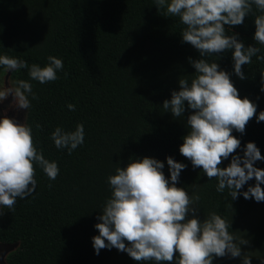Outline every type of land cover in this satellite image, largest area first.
<instances>
[{"label":"trees","instance_id":"obj_1","mask_svg":"<svg viewBox=\"0 0 264 264\" xmlns=\"http://www.w3.org/2000/svg\"><path fill=\"white\" fill-rule=\"evenodd\" d=\"M261 14L253 6L242 25L225 26L226 34H238L246 47H259L258 55H264V46L253 39L254 19ZM184 29L179 17L166 15V8L158 10L155 0H0V55L41 67L54 56L64 64L59 78L45 84L31 80L27 69L9 74L14 89L18 80L32 84L38 99L28 97L31 107L25 110L24 123L32 128L37 149L60 171L51 181L34 165V193L18 198L14 210L0 207L4 213L0 244L15 246L6 264H155L136 262L115 248L96 255L92 238L99 235L97 216L111 197L108 177L130 160L148 157L163 162L162 171L170 179L169 156L187 165L176 186L190 197L199 196L198 218L220 215L231 225L229 231L237 242L250 241L241 249L251 257V264H261L264 202L242 195L231 200L227 188L217 192V180H208L200 168L193 169L179 152L182 138L190 131L187 117L192 113L187 102L181 117H173L162 106L173 91L180 90V79L190 84L195 77L189 59L201 58L182 41ZM205 59L230 74L239 97L257 105V115L264 111L260 90L264 61L252 57V63L242 67L246 79L240 80L231 50ZM5 71L0 66V73ZM69 104L75 105V111L68 109ZM78 124L84 126V143L71 155L67 149L58 150L50 139L52 132L57 127L75 131ZM232 135L241 140L235 155L243 157L242 149L253 142L264 156V122L257 123L254 117L243 135L235 131ZM230 161L231 157L221 167ZM254 167L264 169V161ZM250 185H255L254 179L240 191ZM213 264H242V260L226 256L215 258Z\"/></svg>","mask_w":264,"mask_h":264},{"label":"clouds","instance_id":"obj_2","mask_svg":"<svg viewBox=\"0 0 264 264\" xmlns=\"http://www.w3.org/2000/svg\"><path fill=\"white\" fill-rule=\"evenodd\" d=\"M157 9L166 8V15L179 17L185 26L182 41L194 47L200 59H189L195 69V77L179 80V91L171 93V99L163 102V108L173 117L185 113V102L191 113L187 117V132L179 147L180 154L188 159L193 169L200 168L208 180H217V192L229 189L231 200L240 195L244 199L264 202V169L254 167L264 156L255 143H247L243 157L235 155L241 149V140L233 131L243 135L246 125L254 117L264 122V111L257 115V105L248 98L241 99L230 79V74L219 70L216 62L205 57L232 51L234 73L246 79L242 67L252 63V57L264 61V55L256 46H245L238 34H226L225 26L232 28L244 23L253 12V6L264 13V0H155ZM254 41L264 46V14L255 16ZM48 64L29 65L26 61L0 55V66L8 72L27 69L31 80L40 84L56 81L62 71V59L49 56ZM67 73H65V77ZM15 89L0 91V101L10 94L16 107L28 110L29 96L38 99L32 84L18 80ZM261 92H264V73H261ZM75 111V105H67ZM36 128L40 125L37 123ZM84 126L76 125L75 131L57 127L50 139L55 147L67 149L71 155L84 143ZM231 161L221 167L223 161ZM170 179L162 171L163 162L153 158L130 160L124 168H117L107 182L111 197L106 200L100 221L95 225L99 235L92 238L95 254L102 249L125 252L136 262L154 261L155 264H213L215 258H241L242 264H251V257L242 253L241 246L250 241L230 233L231 225L216 213L201 221L199 208L195 206L199 196L190 197L184 188L177 187L181 172L187 165L166 157ZM38 165L49 180L59 175L56 162H50L34 144L32 128L19 124L7 116L0 118V207L14 210L17 199H26L36 188ZM255 180L254 186L240 190ZM49 187H52L49 184ZM231 207V204L229 205ZM4 213L0 212V216ZM191 217V218H189ZM232 224V223H231ZM127 242V243H126ZM264 264V260H261Z\"/></svg>","mask_w":264,"mask_h":264},{"label":"rangeland","instance_id":"obj_3","mask_svg":"<svg viewBox=\"0 0 264 264\" xmlns=\"http://www.w3.org/2000/svg\"><path fill=\"white\" fill-rule=\"evenodd\" d=\"M10 72L5 71L0 73V91H5L8 88L14 89L10 79ZM14 98L10 94L3 102L0 101V118L7 116L9 119L15 120L19 124L24 123L25 110L19 109L14 104ZM14 245L0 244V264H6L5 258L9 252L14 250Z\"/></svg>","mask_w":264,"mask_h":264}]
</instances>
